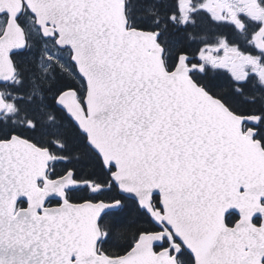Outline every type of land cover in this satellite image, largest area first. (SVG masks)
Here are the masks:
<instances>
[{"label": "snow or ice", "instance_id": "obj_1", "mask_svg": "<svg viewBox=\"0 0 264 264\" xmlns=\"http://www.w3.org/2000/svg\"><path fill=\"white\" fill-rule=\"evenodd\" d=\"M0 264H264V0H0Z\"/></svg>", "mask_w": 264, "mask_h": 264}]
</instances>
